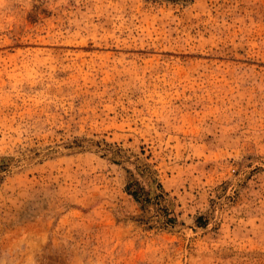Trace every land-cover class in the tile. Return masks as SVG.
<instances>
[{
    "label": "rangeland",
    "instance_id": "obj_1",
    "mask_svg": "<svg viewBox=\"0 0 264 264\" xmlns=\"http://www.w3.org/2000/svg\"><path fill=\"white\" fill-rule=\"evenodd\" d=\"M0 264H264V0H0Z\"/></svg>",
    "mask_w": 264,
    "mask_h": 264
},
{
    "label": "trees",
    "instance_id": "obj_2",
    "mask_svg": "<svg viewBox=\"0 0 264 264\" xmlns=\"http://www.w3.org/2000/svg\"><path fill=\"white\" fill-rule=\"evenodd\" d=\"M170 1H176V0H170ZM124 189L126 190L128 194H130L136 200L140 199V194L141 195L144 194V193H141V189L137 186L136 182H128L125 185ZM143 196H145V194ZM145 200H146V197H145Z\"/></svg>",
    "mask_w": 264,
    "mask_h": 264
}]
</instances>
